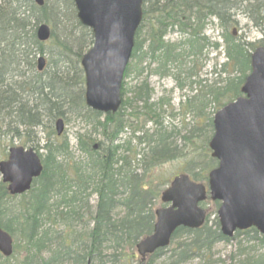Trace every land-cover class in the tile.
I'll return each mask as SVG.
<instances>
[{"label":"trees","instance_id":"obj_1","mask_svg":"<svg viewBox=\"0 0 264 264\" xmlns=\"http://www.w3.org/2000/svg\"><path fill=\"white\" fill-rule=\"evenodd\" d=\"M237 13L245 14L264 34V0H144L143 20L132 54L136 76H142L146 70L165 76L185 67L187 58H200L210 44L221 47L219 43H210L205 35L207 25L216 18L227 58L223 67H231L239 76L229 78L223 87L200 90L189 104L194 106L196 99V109L203 110L212 102L221 107L233 100L241 94L251 68L248 47H256L234 35ZM42 23L52 27L46 43L36 36ZM170 30H177L183 39L166 40ZM260 42L264 45V36ZM92 43L91 30L77 19L74 0H45L41 6L25 0H6L0 5V112L4 113L1 121L16 112L27 135L43 125L44 116L50 124L46 127V154H41L43 172L33 181L32 188L21 196H10L0 182V225L14 237V254L20 255L14 263L16 255L5 258L0 254V264H157L166 251L171 252L166 264H185L200 256H210L217 242H228L242 234L251 235L264 247V236L255 228L237 231L229 238L221 233L216 220L215 227L207 221L199 229H177L168 248L157 250L145 261L140 259L136 244L152 232L155 205L161 186L167 184L159 182L158 168L192 154L182 172L195 181L207 182L209 171L217 165L208 147L213 134L212 118L207 122L210 135L195 128L184 135V147L179 150L171 140L174 132L165 128L155 108H162L164 100L150 101L153 90L147 79L135 87L133 101L142 105L131 113H125L132 100H125L124 85L122 106L117 113L104 115L89 109L80 62ZM36 52L48 56L42 72L37 70ZM12 65L31 72V79L23 82V90L38 100L36 103L28 97H17L10 90L6 77ZM130 67L131 64L126 76ZM194 68L195 65L187 68L188 79L196 75ZM14 75L26 79L27 74L20 70ZM176 78L179 87H184L185 83ZM195 81L202 84L201 79ZM70 113L93 120V131L101 135L97 139L92 132L79 134L78 150L84 160L71 157L68 138L57 136L55 131V120L65 119ZM149 121L153 122L151 129L146 126ZM127 128H132V132L122 140ZM14 131L20 132L18 127ZM188 144L193 146L185 151ZM202 152L206 157H200ZM92 195L97 196L94 210ZM239 264L261 263L246 259Z\"/></svg>","mask_w":264,"mask_h":264},{"label":"water","instance_id":"obj_2","mask_svg":"<svg viewBox=\"0 0 264 264\" xmlns=\"http://www.w3.org/2000/svg\"><path fill=\"white\" fill-rule=\"evenodd\" d=\"M42 5L44 0H33ZM80 23L91 29L94 42L83 55L85 101L101 112H116L121 105V88L132 56L135 36L143 19V0H74ZM40 41L50 37L48 25L37 29ZM46 65L43 56L38 69ZM243 96L222 107L213 120L214 134L209 142L218 165L209 173L208 190L186 173L176 176L162 192L168 206L155 210L153 232L137 243L142 259L169 245L179 227L197 229L206 219L199 204L207 191L219 201L218 219L221 232L228 237L237 230L256 228L264 235V46L251 55V72L241 88ZM60 135L62 119L56 122ZM40 157L33 148L14 146L6 160L0 161L2 180L11 194L30 189L42 172ZM0 252H13L11 235L0 227Z\"/></svg>","mask_w":264,"mask_h":264},{"label":"rangeland","instance_id":"obj_3","mask_svg":"<svg viewBox=\"0 0 264 264\" xmlns=\"http://www.w3.org/2000/svg\"><path fill=\"white\" fill-rule=\"evenodd\" d=\"M6 0H0V5H2ZM235 19L238 21L237 25H234L235 36L239 38L244 43H252L255 46L261 45V39H263V32L258 28L253 26V23L250 21L245 14L237 13ZM146 32V30L144 31ZM205 35L207 36L210 43H219L221 47L215 48L212 44L207 46L203 51V55L200 58L189 57L187 58V65L181 70L175 69L165 76H161L156 73H151L149 70H146L142 76H136L134 71V62L131 63V72L128 77L125 78L124 87L125 91V100H132L131 104L125 110V113H131L134 108H139L142 104L133 101L135 87H137L141 81L147 79L150 87L153 90L151 102H156L160 98H163L164 105L162 108H159L156 105V110L162 117L163 124L169 132H174L172 136V141L175 143L179 150L184 147V135L188 134L189 131H193L195 128H199L202 133L211 134V129L208 127L207 122L213 117L215 112L219 109L216 103H211L207 108L203 110L201 108L196 109L198 104L195 99L194 106L189 104V101L193 99L195 95L199 93L200 90L206 89L208 86H221L223 87L229 78L232 76H239L238 73H233L231 67H223V63L227 61L223 38H222V29L218 25V21L212 18L211 22L206 27ZM166 40L176 42L183 39V36L180 35L177 30H170L165 37ZM248 46V45H247ZM250 52H253V49L248 47ZM35 54V53H34ZM37 54V53H36ZM35 54V59H37L38 54ZM46 58L48 56L45 54ZM194 59V62L192 61ZM196 75H193L191 79L187 78V68L194 67ZM26 70V79H20L16 77V71L19 72ZM31 72L23 66H11L10 74L6 79L11 84L10 90L15 91L17 97H28L32 103H36L38 100H34L33 97L29 96L26 89L23 86L24 80L31 79ZM176 76L179 77L181 83H185L184 87H179V81ZM147 77V78H146ZM201 79L202 84H196L195 80ZM195 81V83H192ZM7 88V87H6ZM208 99L211 100V96L208 95ZM16 106L14 110H16ZM199 107V106H198ZM4 113L0 112V159L3 157V153L8 150L10 146L13 145H25L32 147H39V150L43 156L46 154V149L44 148L45 143L47 142V128L50 124L48 118L45 116L42 118L43 125L37 126L34 128L33 133L27 135L25 132V127L19 125L17 113L14 112L13 115L8 116V119L5 122H2L1 115ZM65 128L63 136H66L70 143L71 157L78 160V158L85 159L83 153L78 150V136L79 134L90 133L95 136L97 139L101 138L98 131H93L95 126L94 121L80 117L76 113H70L65 119ZM10 125V126H9ZM147 128L153 127V122L149 121L146 124ZM10 127V128H9ZM18 127L20 131L19 134H16L14 128ZM55 127V125H54ZM203 127V128H202ZM49 131V130H48ZM132 128H127L126 131L122 134L121 138L124 140L128 138L131 134ZM207 136V135H206ZM195 137H199L196 135ZM198 139V138H197ZM184 150H189L193 145L188 144ZM200 157H206L203 154ZM63 157V156H62ZM192 157V154H189L187 158H179L174 161L167 162L160 166L157 170V176L160 183L170 180L175 174L182 172L183 167L185 166V161ZM71 158H69L70 160ZM188 159V160H189ZM67 160V157H66ZM194 166V165H193ZM1 179V177H0ZM166 187L161 186V191ZM90 202L92 204V210L95 209L97 204V196L92 195L90 197ZM160 199L156 202V207L161 206ZM209 212L208 224L210 226H216L217 220V205L213 201H206L203 205ZM121 212V211H119ZM184 240V239H183ZM240 242V243H239ZM16 255V256H15ZM15 258L13 262H16L17 253L14 254ZM171 256L170 251H166L162 258L157 262V264H166L168 259ZM20 257V255L18 256ZM252 260L260 261L261 264H264V247H262L258 241L254 240L251 235H240L236 239H232L228 242L222 241L217 242L213 247L210 256L207 257H198L191 261L186 262L185 264H239L243 260Z\"/></svg>","mask_w":264,"mask_h":264},{"label":"bare ground","instance_id":"obj_4","mask_svg":"<svg viewBox=\"0 0 264 264\" xmlns=\"http://www.w3.org/2000/svg\"><path fill=\"white\" fill-rule=\"evenodd\" d=\"M14 6H17L18 8L22 7L21 4H16V5H14ZM18 8H17V9H18ZM22 9H23V8H22ZM36 53H37L38 55H43V56L45 55V53H41V52H36ZM36 53H35V54H36ZM37 54H36V55H37ZM34 57H35V56H34ZM12 66H14V65H12ZM9 70H10V68H9ZM21 100H23V99H21Z\"/></svg>","mask_w":264,"mask_h":264}]
</instances>
